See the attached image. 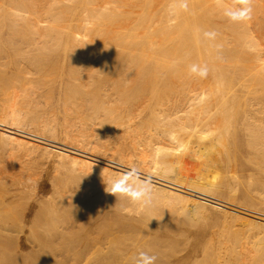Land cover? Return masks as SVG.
Here are the masks:
<instances>
[{"label": "bare ground", "instance_id": "6f19581e", "mask_svg": "<svg viewBox=\"0 0 264 264\" xmlns=\"http://www.w3.org/2000/svg\"><path fill=\"white\" fill-rule=\"evenodd\" d=\"M239 6V0H0V58L4 55L9 69L21 70L19 82L27 83L0 101V144L15 142L51 160L65 180L59 188L62 178L52 176L55 188L51 182L46 191L42 181L36 186L28 178L19 208L0 206V264H134L138 252L150 247L139 236L131 246L120 238L107 248L90 246L105 229L113 230L111 220L138 231L145 219H155L152 208L116 200L97 184L132 165L155 185L156 205L177 206L200 236L214 212L264 230V213L233 206L243 203L235 195L243 182L254 178L264 188V14H257L264 12V0H251V18L233 22L225 11ZM192 66L207 67L208 74L201 77ZM28 74H38L37 81ZM57 89L63 94L62 119L78 117L74 126L57 123L52 108ZM91 126L94 135L79 133ZM100 150L112 154L99 155ZM127 155L131 162L124 160ZM189 159L195 161L191 168ZM246 194L249 206L264 203V195ZM256 197L262 203L255 206ZM20 211L37 221L31 245L16 242ZM86 229L89 234L76 242L78 230ZM225 230L219 234L230 232ZM207 237L204 244L211 247L214 238ZM207 245L205 258H211ZM184 263V255L168 262Z\"/></svg>", "mask_w": 264, "mask_h": 264}, {"label": "rangeland", "instance_id": "374dc122", "mask_svg": "<svg viewBox=\"0 0 264 264\" xmlns=\"http://www.w3.org/2000/svg\"><path fill=\"white\" fill-rule=\"evenodd\" d=\"M257 14L258 15H262V14H264V12L263 11H261V12L259 11V12H257ZM3 36H5V34ZM2 43H4V42H2ZM4 44H3V46H4ZM0 70H2L1 72H3L0 75L4 76V78L2 80H0V82H2V87L0 88V101H8L7 100V97L9 95V93H10L9 90H12V92H15V91L18 92L20 89L19 88L17 89V87H18V85L20 83H21L20 85H22V86L25 85V84H27V83H25L26 82V78L21 79L22 82H19L20 78H22V77L18 78L17 75H18V73L21 70L9 69V67L7 66V61H6V58L4 57V55L0 58ZM23 75L26 76V74H24V73H23ZM29 75L30 74H28V77L27 78H30V77L33 78L32 77L33 75L30 76V77H29ZM34 75L35 76H34L33 79H35L36 77L38 78V76H37L38 74H34ZM31 81H32V79H31ZM35 81H37V80L35 79ZM29 82H28V84H29ZM22 86L21 87L19 86V87L22 88ZM19 93H20V91H19ZM62 95H63L62 92L57 89L56 92H55V99L57 101H56V103L52 107V108H55V111L54 112H55V114H56V116L58 118L57 119V123H59L60 125L64 121L63 120L64 119L63 118L64 117V115H63L64 105L62 104L61 100H58V98L59 97H62L63 98ZM46 108H47V105L43 107V109H46ZM71 118H73V117H71ZM74 118H76V117H74ZM69 119H70V117L68 118V120H67V118L65 119V121H64L65 122V125L64 126H66V124H67V126L69 124H72V125H69V126H74V123L78 119V117L76 119H72L74 121L71 120L73 123H71V121L69 122ZM77 121H79V119ZM76 123H75V125H76ZM89 128L87 130H85L84 128H81L80 127L79 133L85 131L86 133H89L90 135L91 134L94 135L95 134V131L94 130H93L94 132L92 131V126L89 127ZM77 130H79V129H76L75 132ZM79 133L77 132L78 135H79ZM57 135L60 138H62L64 136L61 130L58 131V134ZM78 135H76V138L77 139H79L81 137V136H78ZM80 135H82V134H80ZM114 150L115 149L111 150V152H113ZM102 151H103V149H102ZM102 151H101V153H99V155H105V156H107L109 154V152H106V151L105 152L108 153L107 155H106V153L105 154H102L103 153ZM108 151H110V150H108ZM118 151L119 150H117L116 152L119 153ZM111 152H110V155H108V156H111V154H112ZM120 152H121V150H120ZM144 152H146V150L145 151L143 150V153ZM113 153L115 154V152H113ZM137 153H139V152H137ZM39 156L37 154L29 151L25 147L19 146L15 142H13V143H11V142L10 143H1L0 144V193L1 194L4 193V196H0V197H4L5 198V199L0 198V206H2L4 204V205L14 206L15 207V205H17L18 208H19V206L21 205V202H22V199L20 198V195L22 193V185L23 184L28 185L27 184L29 182L28 181V178H30L32 180L33 184L36 185V186H38L39 183H40V181H42V183H44V185L46 187L45 188L46 191H48L50 189L51 182H52V184H54V188H55V182H56V180L59 181L58 179L62 178V175H61L62 170H60V172L59 171H56L55 168H53L54 167V163L51 160H48V159L46 160L45 157H40L39 158ZM129 156L130 155H127L128 158L126 156L123 157L124 160L127 161L126 159H129L130 158ZM131 158L132 159H137V158H135V156H133ZM112 159L116 160L113 157H112ZM128 162H131V159H129ZM144 164H141V165L144 166V167L145 166H147V167L149 166L148 165L149 163L148 164L147 163H144ZM189 164L190 165H188V166H190L189 168H191V166L193 164V161L192 160L190 161V159H189ZM194 165H195V161H194L193 166ZM55 172H58L59 174L57 175V173L55 174ZM222 172L224 173V171H222ZM52 173H54L58 177L56 178V176L53 175ZM59 175H61V176H59ZM52 176H54V179H56L55 181H51V180H54L52 178ZM219 177H221V176H219ZM50 178H51V180H50ZM60 181H59V183H57V186L59 188H63L64 182H65V180H64V174H63L62 181L61 182ZM90 181H89V183H90L89 185H91V183H92V181L91 182ZM105 183H106L105 180H102V181L98 182L97 184L99 185L100 188H104L106 186ZM250 184L243 182V184L240 185L239 190L236 191L235 195L238 196V199L241 198L240 201L243 200L242 201L243 203L238 202V201H235L236 203L237 202L239 203V204L237 203L238 206L234 202H233V204H234L233 205L232 204V201H229V200H226V199H222V198H220V199H222L223 200L222 202H224V203H226V202H227V204H230L231 203L230 205H233V206L238 207V208H241L242 207L241 209H244V210L250 211V212L259 211L260 213H258V214L263 215V213H264V205L263 204L264 203L262 205L261 204L258 205L259 202L262 201V198L261 199L259 197L253 198V199H255L254 200L255 206L258 205L256 207L249 206L250 204H253L251 202V200L248 199L249 197H247L246 200L244 198H242V196H245V195H243L244 191L248 192V194L253 195V196L254 195H261V196L264 195V191H263L264 188L259 185V183L257 182V180H255L253 178V183H252V180H251ZM181 185H184V186H182L184 189H187L189 191H193V190H191L192 189L191 187H190V189L187 188L188 185H186V184H181ZM92 186H89V187L91 188ZM95 186H96V184H95ZM256 187H258V188H256ZM36 189H38V187ZM254 189H256V190L259 189V190L256 191ZM253 191H255V193ZM51 192H49V193H51ZM193 192H195V191H193ZM195 193H197V192H195ZM248 194H246V196H249ZM239 205H240V207H239ZM155 206L156 207H152V211L154 212L153 214L155 215V219H153L154 222L151 221V220H149V219H145L142 222V224H139L138 225V231L137 230H133V226L132 225H129L130 227L127 226V225H125V227H124V224H122V223L120 224L119 222H115V220H111L110 218L109 219L107 218L108 220H106V222H107L106 224H108V223H110L112 221H113L114 224L118 223L117 224L118 229H117V226L116 225H113V223H111V226L113 225L115 227H111L110 226V229L113 228V230H108L109 229L108 228V225H110V224L106 225L107 226L106 228H108V229H105V231H107L108 233L105 232L104 235H102L103 233H100V235H98L100 239L97 242H92L90 244V246H94V247H96V246L99 247L100 246V247H106L107 248L110 245V243H112V241L114 239H116V238L117 239L120 238L121 240H125L126 246H131V244H132L131 242L133 241V238H136V237L139 236L136 239H143L147 243H149L148 245H150V247H149L150 249L147 248V249H143L141 251H147L150 254H156L157 252H159L158 253L159 255L156 254V256H159L158 257V260L156 261V264H168L169 261L175 260L177 257H179L181 255H184L185 256V263L184 264H200V263H204V262H205L204 264H206L207 262H208V264H212V262H215V264H219V262H220V264H225L224 262H226V264H264V248L262 249V247H264V246L261 245V243L264 244V239H263L264 238V236H263L264 235V230L262 228H259V227H258L259 229H257V227H253L252 228L250 225H245V223L243 222V220L241 221L240 219H238L237 217H235L233 215H230V214L229 215L228 214H225L224 215V214H221V213H215L214 212V213H212L211 216H208L209 219H208V227H207V230L204 233H202L201 236H200L198 234V232H197L198 227L196 225L194 226L190 222L191 220H190V218H188L189 215L188 216L187 215L185 216L184 214H181L179 212V208L177 209V206H175V207L173 206L175 208L174 209L170 205L168 206V203H166V202L163 203V204L162 203H157V205L155 204ZM245 207L248 208L249 210L246 209ZM163 208H164V212L165 213L164 212L162 213ZM159 209H161L162 211L159 210ZM227 209L232 210V209H230L228 207H227ZM260 210L262 211V213H261ZM34 212H36V210ZM170 212H172V214ZM15 213H16L15 220H17V213L18 212H15ZM177 213H178V215H177ZM37 214L38 213L36 212L34 214V217ZM190 214H191V216H193L192 213H190ZM162 215H163V217H162ZM170 215H173L174 216L173 217L174 219ZM10 216L12 217V220H14V214H10ZM167 217H169L171 220H169ZM183 217H184V219H183ZM175 218L180 223H177V220L174 221ZM179 218H181V219H179ZM185 219H186V221H188L187 222L188 224H191V225H189L191 227H189L187 225ZM2 220L5 221L6 220V217L5 218L3 217ZM181 220H183L182 222H184L186 225L182 224ZM17 221H19V223H20V225L17 228H19L20 230H22V233L19 234L18 238L16 239V242L17 243L23 242V243H26L28 245L33 244L34 243V240H35V236L34 235L37 233V231L35 230L34 223L37 222V221H33V220L30 221L29 219L24 218V216L22 214V211H20V217L18 218ZM108 221H110V222H108ZM171 221L172 222H175L176 224L175 223H171ZM166 222L167 223L170 222V223L167 225ZM5 223H11V221L9 220V221H6ZM160 223H164V224L162 225ZM174 224L176 226H174ZM120 225H121V227H120ZM147 225H149V229H151V230L154 229V230L153 231H150L148 229V226ZM160 225H162V227L163 226H165V227L162 228ZM214 225H215V227H214ZM151 226H152V228H151ZM177 226L181 230H183V231L180 232L181 230L178 229ZM247 226H249V227H247ZM1 227H4V224L0 225V230L3 229ZM88 227H91V226H88ZM127 227H129V228H127ZM166 227H167L168 231H170V232H168L165 229ZM124 228H125V230H124ZM130 228H132V229H130ZM224 228L227 229V230H225ZM228 228H230L231 230H229ZM87 229H91V228H87ZM87 229H86V231L78 230V234L80 235V238L76 242H79V241H82L83 240L84 235L88 231ZM127 229L128 230L130 229L132 231H130V230L128 231ZM155 229H157L158 231L155 230ZM177 229L179 230V232H178ZM219 229H222V230H219ZM91 230H90V232H91ZM139 230L141 232H139ZM171 230H173V232H175V233H173ZM223 230H225L226 232H229V231L230 232L228 234L226 233L225 235L223 234L221 236L219 233L221 231H223ZM183 232H185V233H183ZM87 234H89V231H88ZM95 234L97 235V233H95ZM178 234H181V236L179 237ZM211 234H212V236H211ZM150 235H152L151 236L152 238L150 237ZM197 235H199L200 237L198 236V238L196 239L195 237ZM208 235H209V237H212V239L213 238L215 239V240L214 239L212 240L213 242L211 243V247H210V244L209 245L206 244L208 246V250H209V248H211L210 250H212L211 251L212 253H210V250L209 251L208 250L206 251L207 253L209 252V254H212L211 255L212 256L211 258H210V255H208L211 262L209 261L208 256H207L208 259L205 258V249L203 247V245L206 246L204 243H206V241H207L206 240V237ZM141 236H143L145 238H142ZM147 236H149L148 237L149 239L147 238ZM189 236H190V238H192L193 241H190V242L187 243L185 239H187ZM225 236L228 237L229 239L226 238ZM262 236H263V238H262ZM154 237H155V239H154ZM157 238H159L160 240L157 239ZM259 238H261V242H259V243H260V245L262 247H260V245L258 244V240H260ZM146 239H148V240H146ZM152 239L154 240V242H153ZM162 239H164V240L162 241ZM166 239H167V241H166ZM168 239H170L169 242H168ZM207 239H208V237H207ZM262 239H263V242H262ZM156 240L157 241H160L161 243H163V242H165V243L161 244L160 242H158V245H157ZM171 240H172L173 243L174 242H177L176 244L174 243L175 244L174 245V248H173V243H172V245L170 244L171 243ZM179 240H182L184 244L182 243V241H179ZM218 241H219V244L221 243L220 246L218 245ZM232 241H234L237 244H235ZM151 243H152V245H151ZM168 243L172 247L170 245H168ZM164 244H165V246H164ZM154 245L157 246V248L159 247L158 248L159 250ZM161 245H163L164 247L161 246ZM181 245L185 246L186 248L183 247V246H182L183 248H181L180 247ZM258 245H259V247L257 249L256 246H258ZM176 246H177V248H175ZM151 248H153V249H151ZM163 248H164V252H163ZM155 249L157 251H155ZM176 249H178L177 252H176ZM167 250H168V252H167ZM172 250H173V255H171L172 254ZM169 251H171V254H170ZM214 251H216L215 252L216 254L217 253H221L223 256H221V254H217L216 255L214 253ZM262 252H263V254H262ZM163 253H164L165 257H167V258H165L163 256ZM168 253H169V256L167 255ZM176 253H178V254H176ZM160 255H162V256L160 257ZM215 256L217 258H218V256L219 257L221 256V257L217 260L215 258ZM169 257H171V258H169ZM222 258H224V259L226 258V259L225 260L224 259L222 260ZM205 259H207L208 261L205 260ZM201 260L202 261L204 260V261L202 262ZM215 260L217 261V263H216ZM199 261H201V262L199 263Z\"/></svg>", "mask_w": 264, "mask_h": 264}, {"label": "clouds", "instance_id": "9594fccd", "mask_svg": "<svg viewBox=\"0 0 264 264\" xmlns=\"http://www.w3.org/2000/svg\"><path fill=\"white\" fill-rule=\"evenodd\" d=\"M239 7L230 8L225 15L233 22H242L251 18V0H239ZM205 35H211L206 33ZM191 71L204 77L208 74L207 67L197 69L192 66ZM106 192L115 196L116 200H126L141 209H149L155 206L158 197L155 185L144 176L135 165L129 166L124 172L111 177L105 183ZM158 257L147 251H139L134 258V264H156Z\"/></svg>", "mask_w": 264, "mask_h": 264}]
</instances>
